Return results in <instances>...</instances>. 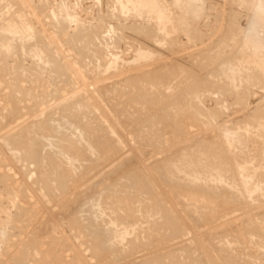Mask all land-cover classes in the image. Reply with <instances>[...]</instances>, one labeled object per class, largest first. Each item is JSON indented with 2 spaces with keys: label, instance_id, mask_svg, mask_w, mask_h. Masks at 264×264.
<instances>
[{
  "label": "rangeland",
  "instance_id": "1",
  "mask_svg": "<svg viewBox=\"0 0 264 264\" xmlns=\"http://www.w3.org/2000/svg\"><path fill=\"white\" fill-rule=\"evenodd\" d=\"M133 1L0 0V264H264L256 0Z\"/></svg>",
  "mask_w": 264,
  "mask_h": 264
},
{
  "label": "bare ground",
  "instance_id": "2",
  "mask_svg": "<svg viewBox=\"0 0 264 264\" xmlns=\"http://www.w3.org/2000/svg\"><path fill=\"white\" fill-rule=\"evenodd\" d=\"M114 1H116V0H114ZM135 1L142 3V5H147V1H148V0H135ZM135 1H133L134 4H135ZM149 1H150V3L152 4V2H155L156 0H149ZM43 3H44V2H43ZM113 3H114V2H113ZM129 3H130V0H129ZM131 4H132V2H131ZM136 4H137V3H136ZM153 4H154V3H153ZM140 5H141V4H140ZM137 6H138V5H137ZM151 6H152V5H151ZM153 6L156 7V5H153ZM153 6H152V7H153ZM42 7H43V5H42ZM141 7H142V6H141ZM144 7H145V6H144ZM146 7H147V6H146ZM152 7H149V8H152ZM142 8H143V7H142ZM153 9H154V8H153ZM153 9H152V10H153ZM156 9L158 10V9H160V8H156ZM156 9H155V11L158 12ZM148 10H149V9H148ZM152 10H151V11H152ZM160 10H161V9H160ZM155 11H153V12H155ZM161 11H162V10H161ZM253 11H254V13H255V14L253 13V14H254V15H253V19L256 18V16H257V18H256L257 20H258V18H259L258 21L254 19L253 23L256 21V22H255L256 24L254 23L255 25H253V26L255 27L256 25H258L257 22H259V25H261L262 23H264V0H256L255 5H254V10H253ZM158 13H160V12H158ZM111 14H113V13H111ZM156 14H157V13H156ZM254 16H255V17H254ZM258 16H259V17H258ZM111 17H112V16H111ZM152 17H153V16H152ZM158 17H159V15H158ZM156 18H157V17H156ZM260 21L262 22L261 24H260ZM8 23H9V22H8ZM59 23H60V22H59ZM251 23H252V21H251ZM253 23H252V24H253ZM62 24H63V23H62ZM6 25H7V24H6ZM259 25H258V26H259ZM253 26H252V28H253ZM258 26H256V28H257ZM261 26H262V25H261ZM0 28H1V27H0ZM249 29H250V28H249ZM260 30H261V29H260ZM254 34H255V33H254ZM263 39H264V38H263ZM74 43H75V42H74ZM91 44H92V43H91ZM3 46H4V45H3ZM76 48H77V47H76ZM31 50H32V49H31ZM83 50H84V49H83ZM28 53H29V52H28ZM36 54L39 55L38 53H36ZM37 57H38V56H37ZM114 59H115V58H114ZM40 60H41V59H40ZM47 60H48V59H47ZM45 61H46V59H45ZM41 62H42V61H41ZM47 63H48V62H47ZM226 63H227V62H226ZM228 65H229V64H228ZM108 66H109V65H108ZM3 67H4V66H3ZM5 68H6V67H5ZM24 68H25V67H24ZM21 69H22V68H21ZM3 70H4V69H3ZM3 72H4V71H3ZM214 72H215V71H214ZM243 76H244V75H243ZM247 77H248V76H247ZM237 78H238V77H237ZM250 78H251V77H250ZM257 78H258V77H257ZM227 81H228V80H227ZM244 81H245V80H244ZM214 82H215V81H214ZM223 82H224V81H223ZM232 82H233V81H232ZM234 82H235V81H234ZM248 82H249V81H248ZM250 82H251V81H250ZM257 82H258V81H257ZM226 83H228V82H226ZM228 84H229V83H228ZM218 85H219V84H218ZM237 85H238V84H237ZM215 86H216V85H215ZM222 86H223V85H222ZM224 86H225V84H224ZM228 86H229V85H228ZM244 86H246V85H244ZM201 87H202V86H201ZM216 87H217V86H216ZM230 87H231V86H230ZM221 88H222V87H221ZM226 88H227V87H226ZM231 89H232V87H231ZM241 89H243V88H241ZM233 90L235 91L236 89H233ZM204 93H205V92H204ZM227 96H228V95H227ZM239 96H240V95H239ZM239 98H240V97H239ZM241 98H242V97H241ZM222 102H223V101H222ZM218 103H219V102H218ZM13 108H14V107H13ZM216 110H217V109H216ZM14 112H16V111H14ZM37 112H38V111H37ZM39 112H40V111H39ZM66 112H69V111H66ZM162 112H163V111H162ZM168 112H169V111H168ZM214 112H215V110H214ZM10 114H11V113H10ZM12 114H13V113H12ZM12 114H11V115H12ZM20 114H21V113H20ZM65 114H66V113H65ZM209 114H210V113H209ZM165 115H166V114H165ZM165 115H164V116H165ZM263 115H264V114H263ZM9 116H10V115H9ZM19 116H20V115H19ZM19 116H18V117H19ZM50 116H51V115H49L48 118H51ZM65 116H66V115H65ZM164 116H163V117H164ZM31 117H32V116H31ZM171 117H172V116H171ZM172 118H173V117H172ZM257 118H258V117H257ZM18 119H19V118H18ZM21 119H22V117H21ZM169 119H171V118L169 117ZM50 120H51V119H50ZM167 120H168V119H167ZM174 120H178V118H176V119L174 118ZM261 120H262V119H261ZM51 121H52V120H51ZM17 122H18V121H17ZM49 122H50V121H49ZM174 122H175V121H174ZM262 122H263V121H262ZM21 123H22V122H21ZM31 123H33V122H31ZM50 123H51V122H50ZM180 123H181V122H180ZM24 124H26V123H24ZM27 124H28V123H27ZM51 125H54V123H53V124L51 123ZM74 126H75L74 128H75V130H76V133H79V134H78V135H79V139L77 138V139H78L77 142H78L79 144H81V146H85V148H82V147H81V148H82V149H81V153L83 152L81 155H84V153H87L88 155L91 156V157H89L90 160H95V157H94V156H95V154H97V152H95V149H96V147H98V146H97V138L93 137V138H91L90 140H88L87 138L82 137V131H81V128H80L78 125H74ZM15 127H16V126H15ZM71 127L73 128L72 125H71ZM179 127H180V126H179ZM181 127H182V126H181ZM25 128H26V127H24V129H25ZM56 128H57V127H56ZM9 129H10V128H9ZM24 129H23V131H24ZM57 129H58V128H57ZM68 129H69V128H68ZM92 129H93V130H92ZM92 129H91L92 131H95V130L97 131V130H98L97 127H95V130H94L93 127H92ZM10 130H11V129H10ZM17 130H18V129H17ZM20 130H21V132H20ZM58 130H59V129H58ZM73 130H74V129H71V131H73ZM75 130H74V132H75ZM91 130H90V131H91ZM183 130H184V128H183ZM18 131H19L20 133H22V129H19ZM16 133H18V132L16 131ZM20 133H19V135H16V134H15L14 137H18V139H19V143L21 144V146H23L24 148L26 147L27 149H30V151L28 150L29 152L27 151L28 153L26 152V153L28 154V156H31L30 158H33V159L36 158L37 161H36V160H35V161H36V162H39L38 165H40V162L43 163V161L47 158V159L50 160V161H49L50 164H53L52 167H56V168H57V166L54 165V164H56V161H57L56 159H58L59 157L56 158V159H53V157L51 158V156H50V157H49V156L46 157L44 154H42V151H40L39 148H38L35 144H33L32 142H29L27 139H25V137L23 136V134H20ZM71 133H72V132H71ZM94 133H96V132H94ZM97 133H98V132H97ZM69 134H70V133H69ZM186 134H187V133H186ZM62 135H63V133H62ZM64 135H65V134H64ZM11 136H12V135H11ZM67 136H68V135H67ZM69 137H75V136H74V135H71V136L69 135ZM45 141H46V140H45ZM259 141H260V140H259ZM223 144H224V143H223ZM229 144H230V143H229ZM237 145H238V144H237ZM79 146H80V145H79ZM204 146H206V145H204ZM223 146H225V145H223ZM234 146H235V145H234ZM61 147H62V146H61ZM93 147H94V148H93ZM213 147H214V146H213ZM227 147H228V146H227ZM240 147H241V146H240ZM225 148H226V147H225ZM228 148H229V147H228ZM235 148H236V147H235ZM212 149H213V148H212ZM218 149H219V147H218ZM260 149H261V148H260ZM61 150H62V149H61ZM236 150H237V149H236ZM209 151H210V148H209ZM209 151H206V153H210V152H212V151H213L212 153L215 152V150H212V151H210V152H209ZM220 151H221V150H220ZM220 151H219V152H220ZM226 151H228V150H226ZM238 151H239V150H238ZM24 152H25V151H24ZM59 152H60V151H59ZM222 152H223V151H222ZM187 153H188V152H187ZM223 153H224V152H223ZM254 153H255V152H254ZM66 154H67V152H66L65 150H62L61 153H60V155H63L62 158L66 157V156L68 155V154H67V155H66ZM224 154H225V153H224ZM231 154H232V153H231ZM238 154H239V153H238ZM240 154H241V153H240ZM81 155H80V156H81ZM85 155H86V154H85ZM88 155H87V156H88ZM200 155H201V154H200ZM205 155H206V154H205ZM211 155H212V154H211ZM87 156H86V157H87ZM192 156L194 157V155H192ZM208 156H209V155H208ZM236 156H237V154H236ZM247 156H248V155H247ZM81 157H82V156H81ZM81 157H80V159H79L80 161H81ZM187 157H188V156H187ZM190 157H191V156H190ZM62 158H61V159H62ZM96 158H97V157H96ZM224 158H226V157H224ZM229 158H230V157H229ZM66 159H67V157H66ZM82 159H83V161L85 160L84 158H82ZM208 159H209V158H208ZM231 159H232V158H231ZM237 159H238V158H237ZM55 160H56V161H55ZM70 160H71V159H70ZM70 160H69V161H70ZM165 160H166V159H165ZM174 160H175V159H174ZM174 160H173V161H174ZM245 160H246V159H245ZM62 161H63V160H62ZM62 161H61V162H62ZM64 161H65V160H64ZM69 161H68V162H69ZM72 161L74 162V160H72ZM72 161H70V164L72 163ZM87 161H88V160H87ZM167 161H169V160H167ZM171 161H172V160H171ZM224 161H225V160H224ZM224 161H223V162H224ZM228 161H229V160H228ZM230 161H231V160H230ZM240 161H241V160H240ZM252 161H253V160H252ZM252 161H251V162H252ZM46 162H47V161H46ZM59 162H60V161H59ZM93 162H94V161H93ZM93 162H91V163H93ZM160 162H161V161H160ZM160 162H159V163H160ZM198 162H199V160H198ZM243 162H244V161H243ZM255 162H256V161H255ZM257 162H258V161H257ZM44 163H45V161H44ZM174 163H175V161H174ZM174 163H173V164H174ZM190 163H191V162H190ZM224 163H226V162H224ZM231 163H232V162H231ZM239 163H240V162H239ZM244 163H245V162H244ZM261 163H262V162H261ZM58 164H59V163H58ZM173 164H172V167H173ZM175 164H177V163H175ZM204 164H205V162H204ZM204 164H203V165H204ZM237 164H238V163H237ZM44 165H49V164H48V162H47V164L45 163ZM212 165H214V164H212ZM215 165H216V164H215ZM218 165H219V164H218ZM228 165H229V164H228ZM233 165H234V163L232 164V166H233ZM240 165H242V164H240ZM243 165H244V164H243ZM255 165H256V164H255ZM259 165H260V164H259ZM50 166H51V165H50ZM72 166H73V165H72ZM158 166H159V165H158ZM180 166H181V165H180ZM180 166L178 165V167H180ZM199 166H200V165H199ZM201 166H202V165H201ZM238 166H239V165H238ZM245 166H246V163H245ZM250 166H251V165H250ZM39 167H40V166H39ZM42 167H43V166H42ZM58 167H59V166H58ZM190 167H191V166H190ZM206 167H207V166H206ZM223 167H224V166H223ZM234 167H235V166H234ZM241 167H242V166H241ZM257 167H258V166H257ZM44 168H46V171H48V170H47V169H48V166H47V167H44ZM73 168H74V167H73ZM163 168H164V167H163ZM167 168H168V167H167ZM207 168H208V167H207ZM214 168H215V167H214ZM219 168H220V167L218 166L217 169H219ZM229 168H230V167H229ZM237 168H238V167H237ZM263 168H264V167H263ZM50 169L52 170V168H50ZM50 169H49V170H50ZM74 169H75V168H74ZM164 169H165V168H164ZM175 169H177V168H175ZM185 169H186V168H185ZM189 169H190V168H189ZM203 169H204V168H203ZM217 169H214V170H217ZM227 169H228V168H227ZM227 169H225V170H227ZM245 169L248 170V167H246ZM259 169H260V168H259ZM43 170H44V169H43ZM173 170H174V169H173ZM183 170H184V169H183ZM190 170H191V169H190ZM206 170H207V169H206ZM210 170H211V169H210ZM225 170H224V172H225ZM241 170H242V169H241ZM243 170H244V167H243ZM254 170H255V169H254ZM59 171H60V170H59ZM164 171H165V170H164ZM164 171H163V172H164ZM167 171H168V170H167ZM184 171H186V170H184ZM207 171H208V170H207ZM207 171H206V172H207ZM212 171H213V170H212ZM255 171H256V170H255ZM49 172H50V171H48V173H49ZM55 172H56V171H55ZM134 172H136V171H134ZM168 172H169V171H168ZM175 172H176V171H175ZM177 172H178V171H177ZM187 172H188V171H187ZM196 172H197V171H196ZM202 172H203V171H202ZM224 172H223V173H224ZM46 173H47V172H46ZM53 173H54V172H53ZM59 173H60V172H59ZM128 173H129V171H128ZM192 173H193V172H191V174H192ZM198 173H200V172H198ZM208 173H209V172H208ZM223 173H222V174H223ZM243 173H244V172H243ZM245 173H246V172H245ZM54 174H55V173H54ZM57 174H58V173H57ZM57 174H56V175H57ZM124 174H125V173H124ZM126 174H127V173H126ZM140 174H141V173H140ZM164 174H165V173H164ZM169 174H170V173H169ZM169 174H167V175H169ZM172 174H173V173H172ZM178 174H179V173H178ZM194 174H195V173H194ZM205 174H206V173H205ZM212 174H213V173H212ZM217 174H219V172H217ZM252 174H253V173H252ZM258 174H259V173H258ZM130 175H131V174H130ZM130 175H129V176H130ZM138 175H139V174H138ZM167 175H166V176H167ZM208 175H209V174H208ZM235 175H237V174L235 173ZM242 175H243V174H242ZM248 175H249V173H248ZM129 176H128V177H129ZM136 176H137V175H136ZM163 176H165V175H163ZM181 176H182V175H181ZM188 176H189V175H188ZM188 176H187V177H188ZM190 176H191V175H190ZM201 176H202V175H201ZM204 176H205V175H204ZM211 176H213V175H211ZM221 176H222V175H221ZM246 176H247V175H246ZM260 176H261V175H260ZM58 177H59V176H58ZM61 177H62V176H61ZM133 177H134V176H133ZM170 177H171V176H170ZM174 177H175V175H174ZM174 177H173V178H174ZM192 177H193V176H191V178H192ZM195 177H196V176H195ZM195 177H194V178H195ZM197 177H198V176H197ZM197 177H196V178H197ZM199 177H200V176H199ZM206 177H207V176H206ZM214 177H215V179L217 180V178L220 177V176H219V175L217 176V175L214 174ZM214 177H212V178L214 179ZM126 178H127V177H126V175H125V179H126ZM139 178H140V177H139ZM142 178H143V177H142ZM194 178H193V179H194ZM200 178H201V177H200ZM202 178H203V177H202ZM212 178L210 177V178L208 179V181H209L210 179H212ZM242 178H243V177H242ZM259 178H260V177H259ZM60 179H61V178H60ZM62 179H63V177H62ZM122 179H124V176H123ZM127 179H128V178H127ZM129 179H130V178H129ZM129 179H128V180H129ZM133 179H134V178H133ZM183 179H184V178H183ZM187 179H188V178H187ZM187 179H186V180H187ZM198 179H199V178H198ZM203 179H204V178H203ZM218 179H219V178H218ZM227 179H228V178H227ZM252 179H253V178H252ZM252 179H251V180H252ZM262 179H263V178H262ZM141 180H142V179H141ZM141 180H140V181H141ZM163 180H164V179H163ZM174 180H176V179H174ZM196 180H197V179H196ZM234 180H235V179H234ZM238 180H239V179H238ZM166 181H167V179H166ZM180 181H181V180H180ZM182 181H183V180H182ZM200 181H202V180H200ZM203 181H204V182H203ZM203 181H202V183L205 184V182L207 181V179H206V181H205V179H204ZM212 181L214 182L215 180H212ZM220 181H221V180H220ZM220 181H218V182H220ZM122 182H123V181H122ZM124 182H125V180H124ZM167 182H168V181H167ZM171 182H172V181H171ZM173 182H174V181H173ZM185 182H186V181H185ZM196 182H197V181H196ZM198 182H199V180H198ZM209 182H210V181H209ZM209 182H206V184L209 183ZM215 182H216V181H215ZM215 182H214V183H215ZM228 182H229V181H228ZM244 182H245V181H244ZM244 182H241V183H244ZM248 182H249V181H248ZM253 182H254V181H253ZM257 182H258V181H257ZM129 183H130V182H129ZM137 183H139V180L137 181ZM174 183H176V182H174ZM180 183H181V182H180ZM188 183H189V182H188ZM188 183L186 184L187 186H188ZM193 183H194V180H193ZM200 183H201V182H200ZM211 183H212V182H211ZM221 183H222V181H221ZM231 183H232V182H231ZM139 184H140V183H139ZM171 184H172V183H171ZM195 184H196V183H195ZM206 184H205V185H206ZM209 184H210V183H209ZM215 184H216V183H215ZM123 185H128L127 180H126L125 184H123ZM140 185H141V184H140ZM142 185H145V186H146L145 183L142 184ZM147 185H148V184H147ZM175 185H176V184H175ZM186 185H184V187H185ZM196 185H197V184H196ZM199 185H200V184H199ZM202 185H203V184H202ZM205 185H203V186H205ZM216 185H217V184H216ZM220 185H221V184H220ZM234 185H235V183H234ZM259 185H260V184H257L258 187H256V185H255L254 187H256V188L259 189ZM135 186H136V185H135ZM135 186H134L132 183L130 184V187H131V188H133V187H135ZM138 186H139V185H138ZM145 186H144V187H145ZM148 186H150V185H148ZM177 186H179V184H178ZM187 186H186L185 188H188ZM191 186H192V185H191ZM191 186H190V187H191ZM203 186H202V187H203ZM221 186H222V185H221ZM226 186H227V185H226ZM140 187H141V186H140ZM169 187H170V186H169ZM173 187H174V186H173ZM179 187H180V186H179ZM181 187H182V186H181ZM184 187H183V188H184ZM193 187H194V186H193ZM193 187H192V188H193ZM195 187H196V186H195ZM200 187H201V186H200ZM230 187H231V186H230ZM263 187H264V186H263ZM116 188L118 189V187H116ZM142 188H143V187H142ZM207 188H208V187H207ZM216 188H217V187H216ZM223 188H224V186H223ZM227 188H228V187H226V189H227ZM243 188H244V187H243ZM261 188H262V187H261ZM103 189H104V188H103ZM103 189H102V190H103ZM106 189L111 190V192H114V189H115V188L112 190V189H110L109 187H107V188H105V190H106ZM119 189H121V187H120ZM119 189H118V190H119ZM134 189H135V188H134ZM138 189H141V188H138ZM138 189H137V190H138ZM145 189H146V188H145ZM181 189H182V188H181ZM193 189H195V188H193ZM200 189H201V188H200ZM205 189H206V188H205ZM208 189H209V188H208ZM230 189H231V188H230ZM105 190H104V192H105ZM148 190H149V189H148ZM172 190H173V189H172ZM176 190H177V189H176ZM178 190H180V189L178 188ZM184 190H185V189H184ZM186 190H188V189H186ZM195 190H196V189H195ZM222 190H223V189H222ZM222 190H221V191H222ZM233 190H235V189H233ZM100 191H101V190H100ZM139 191H140V190H139ZM192 191H194V190H192ZM192 191H191V192H192ZM198 191H200V190H197V192H198ZM201 191H203V188H202ZM207 191H208V190H207ZM212 191H214V190H212ZM215 191H216V190H215ZM217 191H218V190H217ZM229 191H230V190H228V192H229ZM104 192H99V194H100V193L102 194V193H104ZM106 192H107V190H106ZM106 192H105V193H106ZM108 192L110 193V191H108ZM175 192H176V191H175ZM178 192L180 193L181 191H178ZM178 192H177V193H178ZM204 192H206V191H204ZM208 192H209L210 194H211V193H216V192H210V191H208ZM218 192H220V191H218ZM230 192H231V191H230ZM235 192H236V191H235ZM244 192H245V191H244ZM119 193H120V190H119ZM145 193H146V192H145ZM145 193H144V194H145ZM189 193H190V191H189ZM220 193H222V192H220ZM226 193H227V190H226ZM248 193L250 194L249 191H248ZM254 193H255V192H254ZM99 194L96 195V196L101 197V196H99ZM111 194H116V193L114 192V193H111ZM152 194H154V193H152ZM198 194H199V193H198ZM202 194H203V193H202ZM210 194H207V195H209V197H211ZM223 194H224V193H223ZM230 194H232V193H230ZM230 194H229V195H230ZM235 194H236V193H235ZM117 195H119V194H117ZM140 195H141V197H142V194H140ZM193 195H194V194H193ZM200 195H201V194H200ZM205 195H206V193H205ZM232 195H233V194H232ZM243 195H244V194H243ZM106 196H107V194H106ZM106 196H105V197H106ZM112 196H113V195H112ZM148 196H150V195H148ZM190 196H192V195H190ZM233 196H234V195H233ZM240 196H241V195H240ZM102 197H103V196H102ZM118 197H119V196H118ZM120 197H121V195H120ZM143 197H144V196H143ZM150 197H151V196H150ZM150 197H149V198H150ZM179 197H180V196H179ZM199 197H201V196H199ZM214 197H216V196H213V198H214ZM218 197H219V196H217V198H218ZM223 197H224V196H223ZM227 197H228V196H227ZM235 197H237V195L234 196L233 199H236ZM146 198H147V197H146ZM151 198H152V197H151ZM180 198H181V197H180ZM186 198H188V196H187ZM207 198H208V197H207ZM102 199H103V198H102ZM142 199H143V198H142ZM144 199H145V198H144ZM214 199H215V198H214ZM225 199H226V198H225ZM225 199H224V201H225ZM245 199H246V198H245ZM100 200H101V199H100ZM120 200H121V199H120ZM120 200H119V201H120ZM150 200H152V199H150ZM187 200H188V199H187ZM222 200H223V199H222ZM226 200H227V199H226ZM237 200H238V199H237ZM90 201H91V200H90ZM103 201H104V199H103ZM107 201H108V200H107ZM113 201H114V200H113ZM116 201H117V200H116ZM218 201H219V200H218ZM224 201H223V202H224ZM232 201H233V200H232ZM248 201H250V200H248ZM101 202H102V201H101ZM120 202H121V201H120ZM152 202H153V201H152ZM212 202H213V201H212ZM220 202H221V201H220ZM233 202H234V201H233ZM245 202H246V201H245ZM90 203H91V202H90ZM92 203L94 204V201H93ZM96 203H97V202H96ZM99 203H100V202H99ZM145 203H146V202H145ZM157 203H158V202H157ZM188 203H189V202H188ZM202 203H203V202H202ZM224 203H228V202H224ZM229 203H230V202H229ZM246 203H247V202H246ZM97 204H98V203H97ZM102 204H103V203H102ZM203 204H204V203H203ZM208 204H209V203H208ZM237 204H238V203H236V205H237ZM241 204H242V203H241ZM247 204H248V203H247ZM90 205H91V204H90ZM94 205H95V204H94ZM116 205H117V204H116ZM130 205H131V204H130ZM154 205H155V204H154ZM186 205H187V204H186ZM199 205H200V204H199ZM204 205H205V204H204ZM210 205H211V204H210ZM210 205H209V206H210ZM219 205H220V204H219ZM101 206H102V205H101ZM108 206H109V205H108ZM126 206H127V205H126ZM126 206H125V207H126ZM128 206H129V204H128ZM143 206H144V205H143ZM148 206H149V205H148ZM222 206H223V205H222ZM230 206H231V205H230ZM248 206H249V205H248ZM250 206H251V205H250ZM91 207H92V206H91ZM119 207H120V206H119ZM129 207L131 208V206H129ZM227 207H229V206L227 205ZM261 207H262V206H261ZM88 208H89V207H88ZM97 208H98V207H97ZM107 208H108V207H107ZM134 208H135V207H134ZM254 208H255V207H254ZM99 209H100V208H99ZM102 209H103V208H102ZM116 209H117V208H116ZM116 209H115V210H116ZM156 209H157V208H156ZM162 209H163V208H162ZM196 209H197V207H196ZM208 209H209V208H208ZM208 209H207V210H208ZM224 209H225V208H224ZM229 209H230V208H229ZM242 209H243V208H242ZM85 210H86V209H85ZM90 210H91V209H90ZM103 210H104V209H103ZM111 210H112V209H111ZM111 210H110V211H111ZM145 210H146V209H145ZM190 210H191V209H190ZM232 210H233V209H232ZM234 210H235V208H234ZM234 210H233V211H234ZM245 210H246V209H245ZM248 210H249V209H248ZM88 211H89V210H88ZM113 211H114V210H113ZM117 211H118V210H117ZM131 211H133V210H131ZM161 211H162V210H161ZM193 211H194V210H193ZM198 211H199V210H198ZM236 211H237V209H236ZM263 211H264V209H263ZM96 212H97V211H96ZM101 212H102V211H101ZM146 212H147V211H146ZM157 212H158V210H157ZM205 212H206V211H205ZM210 212H211V211H210ZM250 212H251V211H250ZM255 212H256V210H255ZM104 213H105V212H104ZM107 213H108V212H107ZM129 213H130V212H129ZM139 213H140V212H139ZM150 213H151V212H150ZM160 213H161V212H160ZM208 213H209V212H208ZM224 213H225V211H224ZM252 213H253V212H252ZM92 214H93V213H92ZM163 214H164V213H163ZM190 214H191V213H190ZM249 214H250V213H249ZM89 215H90V213H89ZM104 215H105V214H104ZM106 215H107V214H106ZM125 215H126V214H125ZM137 215H138V214H137ZM165 215H166V214H165ZM198 215H199V214H198ZM207 215H208V214H207ZM207 215H206V216H207ZM84 216L86 217L87 215H84ZM96 216H97V215H96ZM115 216H116V215H115ZM134 216H135V215H134ZM261 216H262V215H261ZM88 217H89V216H88ZM88 217H87V218H88ZM113 217H114V216H113ZM124 217H125V216H124ZM161 217H162V216H161ZM163 217H164V216H163ZM195 217H197V216H195ZM200 217H203V216L200 215ZM235 217H236V216H235ZM239 217H240V216H239ZM74 218H75V217H74ZM80 218H81V217H80ZM83 218H84V217H83ZM93 218H94V217H93ZM106 218H107V217H106ZM166 218H169V217H166ZM88 219H89V218H88ZM91 219H92V217H91ZM219 219H220V218H219ZM248 219H249V218H248ZM80 220H81V219H80ZM86 220H87V219H86ZM86 220H85V221H86ZM98 220H99V219H98ZM75 221H76V220H75ZM87 221L89 222V220H87ZM95 221H96V220H95ZM95 221H94V222H95ZM100 221H101V220H100ZM108 221H109V220H108ZM116 221H117V220H116ZM155 221H156V219H155ZM155 221H154V222H155ZM167 221H168V219H167ZM169 221H170V220H169ZM207 221H208V220H207ZM256 221H257V220H256ZM103 222H104V220H103ZM125 222H126V221H125ZM158 222H159V221H158ZM160 222H161V221H160ZM230 222H231V221H230ZM250 222H251V221H250ZM80 223H81V221H80ZM91 223H92V222H91ZM105 223H107V222H105ZM112 223H113V222H112ZM119 223H120V222H119ZM126 223H128V222H126ZM227 223H228V222H227ZM260 223H261V222H260ZM74 224H75V223H74ZM81 224H82V223H81ZM87 224H88V223H87ZM96 224H97V223H96ZM107 224H108V223H107ZM159 224H160V223H159ZM164 224H166V223H164ZM170 224H171V223H170ZM170 224H169V225H170ZM249 224H250V223H249ZM77 225H78V224H77ZM97 225H98V224H97ZM103 225H104V224H103ZM103 225H102V226H103ZM108 225H109V224H108ZM155 225H156V224H155ZM167 225H168V224H167ZM105 226H106V225H105ZM158 226L160 227V225H158ZM221 226H222V225H221ZM227 226H228V225H227ZM229 226H230V225H229ZM233 226H234V225H233ZM233 226H232V227H233ZM253 226H254V225H253ZM88 227H89V226H88ZM112 227H114L113 224H112ZM159 227H158V228H159ZM246 227H247V226H246ZM82 228H83V227H82ZM123 228H124V227H123ZM116 229H118V226H117ZM154 229H155V228H154ZM176 229H177V228H176ZM103 230L105 231L106 229H103ZM110 230H111V228H110ZM118 230H119V229H118ZM162 230H163V229H162ZM84 231H85V230H84ZM95 231H96V230H95ZM112 231H113V228H112ZM174 231H175V230H174ZM107 232H108V231H107ZM109 232H110V231H109ZM113 232H115V231H113ZM117 232H118V231H117ZM161 232H162V231H161ZM175 232H176V231H175ZM88 233H89V232H88ZM91 233H92V232H91ZM91 233H90L91 236L88 235L89 238H90V237L93 238V239H94V238H97V236L95 237V233H94V234H93V233L91 234ZM98 233H99V232H98ZM172 233H173V231H172ZM211 233H213V232H211ZM108 234H109V233H108ZM114 234H115V233H114ZM116 234H117V233H116ZM208 234H209V233H208ZM100 235H101V234H100ZM100 235H99V237H100ZM111 235H112V234H110V236H111ZM123 235H124V234H123ZM139 235H140V234H139ZM88 236H87V237H88ZM102 236H103V234H102ZM131 236H132V235H131ZM137 236H138V235H137ZM211 236H212V235H211ZM104 237H105V236H104ZM106 237H107V236H106ZM114 237H115V236H114ZM133 237H134V236H133ZM246 237H247V236H246ZM122 238H123V237H122ZM140 238H141V237H140ZM259 238H260V237H259ZM105 239H106V238H105ZM105 239H104V240H105ZM113 239H114V238H113ZM94 240L96 241L97 239H94ZM111 240H112V239H111ZM124 240H125V239H124ZM122 241H123V240H122ZM248 241H250V240H248ZM254 241H255V240H254ZM86 242H87V238H86ZM96 242L98 243L99 241H96ZM102 242H103V241H101L100 243H102ZM107 242H108V241H107ZM223 242H224V241H223ZM261 242H262V241H261ZM88 243H89V242H88ZM100 243H99V244H100ZM103 243H104V242H103ZM110 243H111V242H110ZM174 243H175V242H174ZM255 243H256V242H255ZM104 244H105V243H104ZM108 244H109V243H108ZM111 244H112V243H111ZM249 244H250V243H249ZM91 245H92V244H91ZM97 245H98V244H97ZM105 245H106V244H105ZM226 245H227V244H226ZM113 246H114V245H113ZM116 246H118V245H116ZM258 246H259V245H258ZM98 247H99V246H98ZM173 247H174V246H173ZM262 247H263V246H262ZM114 248H115V247H114ZM221 248H223V247H221ZM248 248H249V247H248ZM260 248H261V247H260ZM97 249H98V248H97ZM116 249H117V248H116ZM118 249H119V248H118ZM176 249H177V248H176ZM103 250H104V249H103ZM107 250H108V249H107ZM112 250H113V248H112ZM120 250H121V249H120ZM155 250H156V249H155ZM263 250H264V249H263ZM97 251H98V250H97ZM105 251H106V249H105ZM102 252H103V251H102ZM221 252H222V251H221ZM228 252H229V251H228ZM254 252H255V251H254ZM166 253H167V251H166ZM223 253H224V252H223ZM159 255H160V254H159ZM197 256H198V254H197ZM151 257H152V256H151ZM229 257H230V256H229ZM232 258H233V257H232ZM147 259H148V258H147ZM145 260H146V259H145ZM148 260H149V259H148ZM226 260H228V258H227ZM233 260H234V259H233ZM193 262H194V261H193ZM198 263H199V261H198ZM249 264H250V263H249Z\"/></svg>",
  "mask_w": 264,
  "mask_h": 264
}]
</instances>
